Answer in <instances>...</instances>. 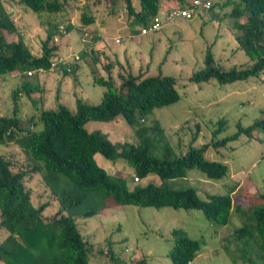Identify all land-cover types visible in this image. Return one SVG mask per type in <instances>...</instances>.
I'll return each mask as SVG.
<instances>
[{
	"label": "trees",
	"instance_id": "16d2710c",
	"mask_svg": "<svg viewBox=\"0 0 264 264\" xmlns=\"http://www.w3.org/2000/svg\"><path fill=\"white\" fill-rule=\"evenodd\" d=\"M10 1V0H8ZM33 12L46 37L41 41L40 54H35L25 42L12 17V12L0 2V77L20 75L19 84L11 90L13 112L0 116V146L13 141L23 150L26 159L34 166L31 170L14 172L15 161L0 154V227L9 231L0 242L2 264H90L91 239L79 232L78 219H88L100 214L103 209L118 205L140 207H172L175 209H197L215 227L229 222L231 211L239 214L241 224L224 239V249L234 263L264 264V204L254 199L247 208L234 206L231 194L234 185L228 186L223 194L206 193L201 198L193 186L179 187L188 171L197 168L209 179L219 180L229 171L224 162L206 158L209 146L224 147L229 141L245 134L248 138L264 135V117L243 126L236 123V131L222 139L216 136L225 128L227 120L220 118L213 127L214 141L200 146H189L184 152H177L165 135L164 127L155 119L147 124L146 116L154 109L171 105L180 99L176 79L170 75H134L130 71L119 75V84L111 75L94 77L96 84L105 87L101 101L90 104L76 98L75 111L56 100L54 108L38 107L36 93H41L39 75L49 72L55 58L61 56V40L76 27H87L95 22L94 14L83 13L79 26L66 20L68 0H14ZM120 3L126 11L132 35L152 24L155 17H161L159 0H108ZM175 7H188L190 1L169 0ZM229 12L235 19L238 31L235 39L251 63L244 67L224 69L216 64L213 53L206 50L204 66L195 70L190 82H206L216 78L219 84L257 77L264 71V0H239L231 4ZM215 3H211V9ZM116 9H110L115 14ZM180 18V17H179ZM60 26H64L62 33ZM55 38H57L55 40ZM92 40L100 37L94 33ZM86 49V53H87ZM81 52L78 58L86 53ZM94 49H90L93 55ZM75 58L62 62L53 71L72 75L78 69ZM97 60V55L94 57ZM111 62L105 67L110 69ZM41 70H43L41 72ZM28 72H33L31 75ZM32 76L31 80L30 78ZM25 95L33 107L39 108L37 117L32 116V126L23 129L17 115L19 96ZM76 95V94H75ZM122 120L133 130L134 142H113L107 133L96 129L88 131L86 123L115 122ZM40 124V127H37ZM198 125H196L197 127ZM110 160L122 158L131 167L134 178L142 179L156 175L160 184L146 186L136 184L129 188L122 176L110 174L95 160V154ZM21 168V167H20ZM32 172L41 174L44 184L59 202L57 214L43 219L41 214L47 204L34 206L25 181ZM172 247L169 255L172 264H189L201 250L203 239L191 238L181 228L171 231ZM232 246V249H229ZM113 257V256H111ZM132 264H149L147 259L135 260Z\"/></svg>",
	"mask_w": 264,
	"mask_h": 264
},
{
	"label": "rangeland",
	"instance_id": "374dc122",
	"mask_svg": "<svg viewBox=\"0 0 264 264\" xmlns=\"http://www.w3.org/2000/svg\"><path fill=\"white\" fill-rule=\"evenodd\" d=\"M66 20L79 26L83 13L94 14L95 22L87 27L72 28L59 44L61 56L66 62L76 59L77 71L64 75L62 71H49L40 74L41 93H36L37 106L54 108L56 100L75 111L76 98H82L90 104L101 101L105 87L94 83L93 78L108 76L119 84V75L129 71L134 75H170L176 79V88L180 99L168 106L154 109L146 116V123L157 119L164 127L168 140L178 147L177 152L184 153L189 146H200L214 141L211 138L214 124L220 119L227 120L225 128L216 136L222 139L236 131V123L243 126L255 119L264 117V71L257 77L246 80L219 84L216 78L206 82L189 81L192 73L204 66L207 49L214 55L216 64L224 69L244 67L251 63L242 48H238L235 39L238 31L233 23L235 19L229 13L231 4L227 0H209L215 5L211 9L199 11L191 19L167 18V11L175 7V2L159 0L162 28L146 34L130 32L126 11L120 3L112 4L108 0H68ZM187 1V0H186ZM190 1V0H188ZM238 2L239 0H232ZM12 17L25 42L35 54H40L41 41L46 37L38 17L14 0H0ZM138 7L137 0H134ZM111 15L110 9H116ZM100 40H92L93 34ZM119 39V42H115ZM94 49L93 55L90 49ZM97 55V60L94 57ZM111 62L110 69L105 67ZM32 76L28 78L31 80ZM20 82V75L15 73L5 78L0 77V116L13 112L11 90ZM76 94V95H75ZM17 115L23 129L32 126V116L37 117L39 108L24 95L17 99ZM196 125H198L196 127ZM40 127V124H37ZM88 131L99 129L108 134L113 141L134 142L133 130L121 117L115 122L86 123ZM206 158L224 162L228 173L219 180L209 179L197 168L188 171V176L181 179L179 187L193 186L201 198L206 193L226 192L228 186L234 185L231 194L234 206L264 204V135L248 138L245 134L229 141L224 147L209 146L205 151ZM0 154L15 161L14 172L19 169L31 170L34 166L17 143L11 141L0 146ZM96 162L110 174L122 176L129 188L136 184L146 186L149 183L160 184L156 175L135 180L131 167L122 158L110 160L103 155L95 154ZM21 167V168H20ZM26 188L30 191L34 206L47 204L41 216L48 219L57 214L59 202L50 189L44 184L39 172L27 175ZM240 216L231 211L229 222L220 227L211 224L197 209L172 207H140L118 205L103 209L100 214L88 219H78L79 232L88 240L91 239L93 250L89 256L90 264H132L135 260L145 258L149 264H172L169 255L172 247L171 231L183 229L195 239H203L201 250L189 264H235L231 255L224 249L225 238L234 228L240 226ZM9 231L0 227V242ZM229 249H232L230 246ZM113 256V257H111ZM0 264H2L0 262ZM236 264H241L236 263Z\"/></svg>",
	"mask_w": 264,
	"mask_h": 264
},
{
	"label": "built area",
	"instance_id": "2783aa9c",
	"mask_svg": "<svg viewBox=\"0 0 264 264\" xmlns=\"http://www.w3.org/2000/svg\"><path fill=\"white\" fill-rule=\"evenodd\" d=\"M211 6V2L209 0H190V4L188 7H172L171 9H169L167 11V18L169 20L176 18V17H180V18H184V19H191L195 13L199 12V11H203V10H207L209 9V7ZM163 19L161 17H155L152 24L148 27L145 28H141L140 29V34H146L148 32L151 31H156L162 28L163 25ZM83 31L87 32L86 28L83 27L81 28ZM60 30L62 31V33H65V28L64 26H60ZM57 38H55L56 40ZM119 39H116V42H118ZM75 58H78V55H74ZM65 62L64 58L62 57H58L55 58V60L53 61V63L51 64V68L50 71H53V69L56 67V65ZM43 70H41L42 72ZM33 72H28L29 75H31ZM135 180H138L137 178H135Z\"/></svg>",
	"mask_w": 264,
	"mask_h": 264
},
{
	"label": "clouds",
	"instance_id": "9594fccd",
	"mask_svg": "<svg viewBox=\"0 0 264 264\" xmlns=\"http://www.w3.org/2000/svg\"><path fill=\"white\" fill-rule=\"evenodd\" d=\"M82 28H83V27H82ZM115 42H116V39H115ZM118 42H119V41H118ZM118 42H117V43H118Z\"/></svg>",
	"mask_w": 264,
	"mask_h": 264
}]
</instances>
